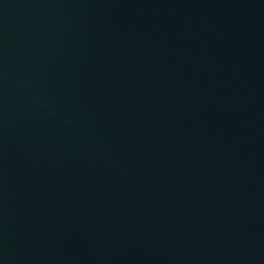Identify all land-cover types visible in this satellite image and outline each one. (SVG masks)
Returning a JSON list of instances; mask_svg holds the SVG:
<instances>
[{
  "label": "water",
  "instance_id": "95a60500",
  "mask_svg": "<svg viewBox=\"0 0 264 264\" xmlns=\"http://www.w3.org/2000/svg\"><path fill=\"white\" fill-rule=\"evenodd\" d=\"M0 264H264V0H0Z\"/></svg>",
  "mask_w": 264,
  "mask_h": 264
}]
</instances>
